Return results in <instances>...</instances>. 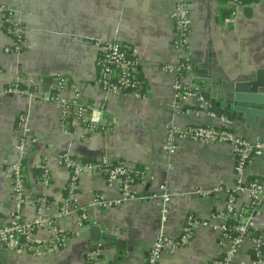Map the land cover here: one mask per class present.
<instances>
[{"label":"crops","instance_id":"1","mask_svg":"<svg viewBox=\"0 0 264 264\" xmlns=\"http://www.w3.org/2000/svg\"><path fill=\"white\" fill-rule=\"evenodd\" d=\"M177 0H0L1 5L17 9L26 30V44L19 54L7 55L4 48L11 39L4 29L0 12V94L9 86L27 87L28 80L42 81L34 97H0V225L12 214L36 220L54 216L56 203L66 194L69 171L59 163L67 153L94 162L125 161L148 167L155 180L146 186L134 185L137 197L151 196L165 182L173 192L167 222L163 223L159 202L148 198H123L116 187L108 185L98 169L86 170L79 180L78 197L90 217V223L77 231L59 250L27 253L8 251L0 243V264H87L90 254H99L104 264H145L149 249L164 229L177 237L188 216L207 224L197 229L189 245L164 255L158 264H210L225 248L218 231L222 217L223 192L234 180L232 147L227 143L201 144L181 140L176 153L167 154L170 127L216 126L222 122L208 113H185L173 107L175 75L167 71L178 61L173 45L171 13ZM191 18V60L200 59L196 68L208 72L186 77V83L211 92L218 90L222 103L235 98H257L256 105L242 102L264 112V0L226 14L228 0H189ZM116 39L135 55L143 89L137 93H105L98 85V43ZM194 68V67H193ZM66 76L80 93V103L91 106L90 119L100 129L89 132L75 117L61 122L60 102L47 101L52 94L53 77ZM51 77L49 91L43 79ZM72 87V88H73ZM205 89V88H204ZM74 90L64 93L71 97ZM264 114V113H263ZM36 142L27 147L24 203L15 196L11 165L20 158L16 146L26 138L19 126V116ZM220 115V114H219ZM257 119L264 116L256 115ZM233 130L254 140L264 137V128L234 122ZM34 149V150H33ZM46 162L52 183L41 184L36 168ZM172 162L173 167H168ZM263 161L256 163L262 172ZM199 191H208L201 196ZM102 198L98 204L95 199ZM35 202L37 205L33 203ZM19 205V207H18ZM38 206V207H37ZM41 208V211L38 208ZM76 218L68 225L74 229ZM97 224L124 240L128 251L121 253L103 241L93 249L90 227ZM37 241L47 243L48 230H40ZM247 255L232 264L247 261Z\"/></svg>","mask_w":264,"mask_h":264},{"label":"built area","instance_id":"2","mask_svg":"<svg viewBox=\"0 0 264 264\" xmlns=\"http://www.w3.org/2000/svg\"><path fill=\"white\" fill-rule=\"evenodd\" d=\"M229 3L232 16L237 15L239 9L246 7L242 0H229ZM0 12L7 23L6 33L11 39V44L4 48V53L19 54L26 44V30L21 15L17 9L9 5H1ZM171 19L174 29L173 45L179 55L177 63L166 68L169 73L175 75L173 107L187 114L206 112L216 117L218 112L210 110L211 106L200 95L198 88L190 86L186 83V78L181 77L184 69L190 73L193 71V65L184 63L191 58L189 0L176 1ZM98 50L97 83L105 93L124 95L137 93L143 89V82L139 76V62L132 52L116 39L99 42ZM53 81L52 94L47 96L46 100L61 103V122L64 124L69 118L75 117L90 133L98 131L99 125L90 119L91 106L80 103V93L74 89L68 78L57 74L53 77ZM41 84L40 80L30 79L26 88H22L20 84L6 87L0 97L2 95L34 97L41 89ZM69 90H74L72 96L65 97L64 93ZM218 116L222 122L221 127L205 125L188 126L182 129L170 127L167 136V154L172 157L181 140H192L206 145L227 143L232 147L234 180L232 185L223 192L222 220L218 227L225 250L210 264H232L235 259L243 255H247L248 260L243 261L242 264H264V137L257 136L254 140H250L239 136L232 128L234 120L221 114ZM25 122V117L20 115L19 126L24 130L26 138L16 146L20 158L10 168L15 196L20 203L25 202L24 181L21 178L22 163L26 158L27 147L36 142ZM58 157L60 165L69 171V181L67 193L56 203L57 213L54 216H40L36 220L12 214L8 221L0 225V243L8 251L36 253L43 250H59L68 244L69 239L77 231L87 227L90 217L80 204L78 189L80 176L89 169H98L108 185L119 189L125 199L151 198L158 201L162 222H167L173 198V192L167 182L161 184L158 192L151 196L137 197L132 192L134 185L146 186L155 180V176L148 167L136 166L125 161L83 162L67 153H62ZM259 159L263 161V169L260 173L255 168ZM43 165V176L40 182L44 186H49L52 183L50 169L46 162ZM168 167L170 169L173 167L172 162ZM199 194L207 197L210 193L199 191ZM95 202L101 204L103 199H95ZM38 210L41 211V208L39 207ZM72 217L76 218L74 229L68 225ZM206 224L191 215L186 219L177 237L170 236L162 229L149 249L145 264H158L164 255L173 254L177 249L189 245L196 236L197 229ZM42 229L48 230L49 233V239L45 244L40 243L36 238L37 232ZM88 260L94 264H104L99 254H90Z\"/></svg>","mask_w":264,"mask_h":264},{"label":"water","instance_id":"3","mask_svg":"<svg viewBox=\"0 0 264 264\" xmlns=\"http://www.w3.org/2000/svg\"><path fill=\"white\" fill-rule=\"evenodd\" d=\"M202 63L200 59H193V73L195 74H202L204 72L205 75L208 76V72L201 71L200 69L196 68L197 64ZM52 78L46 77L43 79V85L46 88V91H49V85L51 84ZM205 88V89H204ZM209 89H206V87L202 86L199 89L200 95L209 103L211 107H214V109L221 115L228 116L232 120L239 122L244 125H250L253 127H259L264 128V122L262 119L255 118L256 115L264 116V112L260 109H256L255 107L251 106H243V105H237V103H244L248 105H256L259 101L258 99L252 96H249V98L246 99H240L238 97L235 98L234 103H222L218 96V90H214L213 86L211 92H208ZM90 240L93 246V249H103L104 247H99V244L103 241H107L110 243V246L115 248L118 252L121 253V256L118 258V261L120 262L124 256V251L127 249L126 242L122 239H120L117 235L112 234L108 230H102L101 227L97 224H93L90 227ZM104 250V249H103ZM128 251V250H126ZM3 264H9L7 261H4Z\"/></svg>","mask_w":264,"mask_h":264},{"label":"trees","instance_id":"4","mask_svg":"<svg viewBox=\"0 0 264 264\" xmlns=\"http://www.w3.org/2000/svg\"><path fill=\"white\" fill-rule=\"evenodd\" d=\"M258 1L259 0H242V2L246 5V12H247L248 15H250V13H251L250 6L253 5L254 3L258 2ZM231 12H232V10L229 9L228 11H226V14L230 15ZM4 29H5V31L7 29V23L5 21H4ZM184 63H186V64L189 63V64L193 65L191 58L189 59V61H185ZM189 74H190V72L187 71L186 69H184L181 72V77H183V78L185 77L186 78ZM24 87L25 86H22V88H24ZM210 110L215 111L214 107H210ZM82 161L83 162H94L92 160H87V159H83ZM27 162H28V158H25L23 163H22L21 178L23 179L24 184H25V180H26L25 174H26ZM43 168H44V165L42 167L36 168V170H35V175H36L37 179H39L40 181L42 180V176H43V170H44ZM65 192L67 193V190H65ZM87 264H94V263L91 262L90 260H88Z\"/></svg>","mask_w":264,"mask_h":264}]
</instances>
